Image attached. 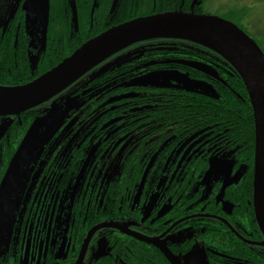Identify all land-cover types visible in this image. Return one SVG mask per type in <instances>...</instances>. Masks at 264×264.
<instances>
[{
	"label": "flooded vegetation",
	"instance_id": "af4514ba",
	"mask_svg": "<svg viewBox=\"0 0 264 264\" xmlns=\"http://www.w3.org/2000/svg\"><path fill=\"white\" fill-rule=\"evenodd\" d=\"M60 1L62 11L54 18L49 0L44 44L36 49L33 63L22 24L7 26L10 35L18 36L7 42L15 47L11 54L17 71L9 62H0V82L9 76L19 81L14 85L32 81L82 43L121 22L164 12L197 14L196 7H205L206 2L170 0L171 6H160L163 0ZM154 39L162 41L123 48L101 62L110 64L98 74L87 77L90 72L86 73L52 100L31 109L34 118L24 126L20 141L52 101L72 107L61 115L58 132L24 181V207L14 215L0 264H76L86 234L108 222L121 229L97 228L79 264H172L157 244L144 238L164 244L178 264H264V246L260 245L264 238L252 206L253 127L252 141L227 140L222 116L200 129L184 130L186 124L167 122L158 112L169 106H165L166 98L173 91L157 85H175L143 79L152 73L167 75V71L177 70L202 79L212 91H197L198 95L211 98L214 94L216 109L225 107L233 113V124L249 120L247 116L252 114L245 86H236L232 79H241L232 76L233 68L223 72L216 68L219 57L211 50L177 38ZM169 45L178 49L172 57L153 56L155 48ZM202 62L212 70L205 73L198 69ZM87 83L91 85L86 89ZM21 116L9 118L23 126ZM136 131L139 135L124 155L114 178L117 181L111 180L104 189L107 179L100 174V164L111 154L115 141L118 145ZM16 133L10 129L0 138V181L9 163L4 162L3 143L15 141ZM190 252L193 257L185 260Z\"/></svg>",
	"mask_w": 264,
	"mask_h": 264
},
{
	"label": "water",
	"instance_id": "95a60500",
	"mask_svg": "<svg viewBox=\"0 0 264 264\" xmlns=\"http://www.w3.org/2000/svg\"><path fill=\"white\" fill-rule=\"evenodd\" d=\"M48 6L49 0H33L32 2V9L40 10L43 37H45L49 19ZM154 38H177L199 44L222 57L239 75L243 86H245L252 109L255 140L252 206L257 227H259L264 238V52L253 38L232 21L214 14L175 11L132 18L129 21L111 26L110 29L82 43L68 57L62 59L56 66L46 70L36 79L20 85H0V118L16 116L18 118L26 111L47 103L112 54L134 43ZM200 69L203 70L201 66ZM154 74L152 73V75ZM156 75L159 77L166 76L164 73H156ZM50 105L44 115H38L28 126L9 161L5 175L0 181V188H8L9 186L11 189L12 186H19L20 181L27 179L31 163L36 162L35 160L43 150V146L59 128L63 114L57 113V106L54 101ZM46 122L49 123L46 126L50 130L49 135L38 140V144L32 148V154L20 162V158L27 151L41 125ZM9 123L10 120L4 126L0 125V138L5 134ZM17 167L18 171H16ZM14 174L20 179L17 178V180ZM14 180L17 182L15 183ZM228 182L226 181L224 185L226 186ZM100 227L121 229L119 225L110 222L99 224L90 229L86 234L82 244L83 249L76 264H79L90 237ZM144 239L148 243L157 244L161 251L166 254L170 263L178 264L165 245L159 243L156 238ZM261 244L264 246V239Z\"/></svg>",
	"mask_w": 264,
	"mask_h": 264
},
{
	"label": "rangeland",
	"instance_id": "374dc122",
	"mask_svg": "<svg viewBox=\"0 0 264 264\" xmlns=\"http://www.w3.org/2000/svg\"><path fill=\"white\" fill-rule=\"evenodd\" d=\"M205 11L206 14H214L217 16H221L223 18H227L229 10H242L244 11V15L239 17V27L243 31H245L251 38L254 39L260 46V48L264 49V0H205ZM32 2L33 0H22V7L23 8V16H24V30L26 37L29 41V47L31 51L30 59L31 62H34L35 56L37 54L36 49L41 46L43 47L44 40L42 35L41 23L42 18L40 14V10H33L32 9ZM204 6V5H203ZM201 6V7H203ZM10 13L7 12V9H4L3 6L0 7V27L5 26L7 23V18ZM118 58L122 57H116ZM114 59V60H115ZM110 64V62H104L100 66L94 68L90 71L87 77L91 75L98 74L101 72L102 68H105L106 65ZM168 73V74H167ZM165 77H159L156 74L150 76L146 75L143 80L150 82L152 84L160 83V84H167L173 83L175 86H180L185 89H193L196 91H203L206 93H211L212 87L206 83L202 79L194 78L190 75H187L184 72L179 70L177 71H167ZM173 81H172V80ZM65 97V96H64ZM70 97V96H69ZM55 102V101H54ZM57 110H62V107H57ZM60 114H64L63 112H59ZM58 113V114H59ZM57 116V115H55ZM9 118H0V125L4 126ZM51 120V119H50ZM49 120V122H50ZM47 123L41 125L38 133L35 135L34 140L30 143L27 148L25 154L20 158L21 160H25L28 155L32 154V148L38 144V140L41 138L48 136L50 130H48ZM49 124V123H48ZM48 133V134H47ZM132 137H126V139L122 140L117 145L115 141L111 146L110 149L111 154L105 158L104 163L100 164V174L104 179H107L104 184L103 188L106 189L107 184L112 180H114L116 174L121 169L120 165L124 161V155L131 147V143H135V140L138 137V132L132 133ZM67 146V145H66ZM91 150V147L89 148ZM88 149V150H89ZM19 162V163H20ZM34 162L30 165L29 173L33 170ZM19 166V165H18ZM20 170V169H19ZM18 171V167L16 169ZM15 176V174H14ZM20 179V177H16ZM14 179V178H12ZM17 179V180H18ZM16 183L17 181L14 180ZM20 185H14L11 189L8 188H0V254H4L7 250L9 241H10V234L12 232L14 223H15V213L19 212L20 208L24 207V203H21L23 198V192L25 190V183L24 181H20ZM103 183V180H102ZM99 245V242L98 244ZM192 252L185 255L184 259L193 257ZM197 259L202 258L200 255H196ZM195 256V258H196ZM200 257V258H199Z\"/></svg>",
	"mask_w": 264,
	"mask_h": 264
},
{
	"label": "trees",
	"instance_id": "16d2710c",
	"mask_svg": "<svg viewBox=\"0 0 264 264\" xmlns=\"http://www.w3.org/2000/svg\"><path fill=\"white\" fill-rule=\"evenodd\" d=\"M21 1L22 0H0V7L3 6V8L7 9V12L10 13V15L7 18L6 25L3 27H0V62H1V64L3 61H5L6 63L9 62L11 65H13L12 60H14V59L12 56L13 54H11V52H13V49L15 47H13V44L7 43V42L11 41L14 38H18V36L13 35V34L10 35V31H9L7 26L10 25L11 23H17L19 26H20V24H22L21 27L24 30V19H23L24 16H23V8H21L22 7ZM69 1L72 2L71 0H69ZM51 3H52V5H51V9H50V16H53L54 18H56L57 17L56 15L59 16V12L62 11V6H61L62 3L60 0H52ZM168 4H170V6H171L170 0H163V3H161L160 6H164V5L168 6ZM201 6L196 7V8H198L197 11L199 13H206L205 9L203 10L204 6L203 7H201ZM227 14H228L227 15L228 17L226 18L227 20H229V21L231 20V21L235 22L238 26H240L239 25V22H240L239 17L240 16L242 17L244 15V11L242 13V10L233 9V10H229V12ZM60 22L58 24H56L55 27H58ZM51 29H52V31H51L52 34L56 35L57 30L55 28H53V26L51 27ZM17 31L19 32V30H17ZM23 37H25V30H24ZM23 37L21 36V39ZM158 41H162V40L154 39V40H149V41H143L140 44L154 43V42H158ZM261 49L264 52V49L263 48H261ZM176 51H178V49L175 48L174 45H169V46H165V47H157L153 50V56L156 58H159V59H164L166 57H172L173 53ZM163 52H164V55H163ZM218 60H219L218 61L219 67H216V68H219L220 70H222V72L225 70L227 71V69H228V71L231 70L230 65H228L222 57H219ZM20 63H21V66H23V63L22 62H20ZM200 65L203 66L202 67L203 70L200 69ZM12 67H13L14 71L17 69L16 67H14V65ZM198 69L207 73L208 70L209 71L212 70V66H209L206 63L202 62V63H199ZM232 71H231V73H232ZM14 73H10V74L14 75ZM3 74L8 75L9 73L3 71ZM232 76L233 77L235 76L238 79V77L234 71H233ZM227 77L229 78V80H231L230 76H227ZM96 79H98V77ZM3 80H4L3 82H0L1 84L5 83V84L14 85V84H17L19 82L18 80H16L15 77L13 78L10 76H9V78L7 77L6 79L3 78ZM93 80H95V79L94 78L91 79L90 82L92 83ZM232 80L234 81V83H236V86L241 87V89L244 88V86L242 85V83L239 79L238 80L232 79ZM90 85L91 84L87 83L86 86H84V88L87 89ZM157 86H159L161 88L166 87V89L173 91L171 93H168L167 98H166L169 101L167 102V104H165V106H168V105L169 106L167 108H164V109L162 108V109L158 110L159 115L161 117H163L167 122H169L171 120L177 121L179 123L182 122L183 124H181V125L186 124V127H182L184 130H186V129L197 130V129L202 128L205 125L206 126L209 125V124H205V125H202V124L209 122L212 119H215L217 116H222V119L226 120V122H225V128H226L225 131L226 132H224L226 135L224 134V136H226V138H228L227 140H229V139L230 140H235V139L240 140L241 139L244 141V140L248 139L249 141H252L251 138L253 137V135H252L253 134V129H252L253 118H252L251 113L248 114V116H247V118L249 120H247L245 122L239 120V122H234V124H233L231 122V119H230V118H232L233 113L226 111L225 107H223V110L220 109V111L218 109H216L215 102L213 101V99H215V98H213L214 94H211V96H210L211 98H207V97H205L206 95L202 96L201 93H200V95H198L199 93L197 91H194L191 89H189V90L184 89L180 86H178V87L177 86H169V85H167V86L157 85ZM86 89L84 91L85 93H86ZM242 92H244V91H242ZM230 98L233 99L235 97L233 96ZM57 107H59V106H57ZM62 108H63L62 110L56 109L57 113L63 112L64 114H67L72 107H71V105L70 106L65 105V107H62ZM33 116H34V112L32 110L26 111V113L22 114L21 118H22L23 126L19 125L17 122L15 123V122L10 121L5 133L8 130L12 129V132H14V131L17 132L16 134L18 136L15 137V141L10 140L8 142L3 143L4 151H6V153L4 155V162L10 161L11 157L15 153V150L17 149L19 142H21L19 140V138L25 130L24 126H26L27 123H29L34 118ZM9 120H10V118H9ZM58 130H59V128L52 134L49 141L43 146V148H42L43 150H44V147L49 144V142L52 140V137L54 136L55 133L58 132ZM9 163H8V165H9ZM8 165H7V167H8Z\"/></svg>",
	"mask_w": 264,
	"mask_h": 264
},
{
	"label": "bare ground",
	"instance_id": "6f19581e",
	"mask_svg": "<svg viewBox=\"0 0 264 264\" xmlns=\"http://www.w3.org/2000/svg\"><path fill=\"white\" fill-rule=\"evenodd\" d=\"M227 20V19H226ZM229 21V20H228ZM231 21V20H230ZM233 22V21H232ZM233 23H235V22H233ZM236 24V23H235ZM237 25V24H236ZM238 26V25H237ZM239 27V26H238ZM240 28V27H239Z\"/></svg>",
	"mask_w": 264,
	"mask_h": 264
}]
</instances>
